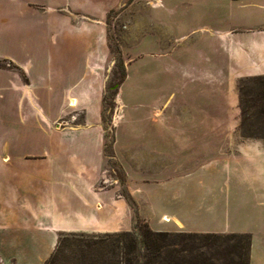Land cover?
I'll use <instances>...</instances> for the list:
<instances>
[{
  "label": "rangeland",
  "instance_id": "obj_1",
  "mask_svg": "<svg viewBox=\"0 0 264 264\" xmlns=\"http://www.w3.org/2000/svg\"><path fill=\"white\" fill-rule=\"evenodd\" d=\"M171 4L109 0L97 14H71L81 21L82 34L58 41H34L28 30L15 29L9 6L0 4V71L16 77L18 87L27 89L31 81L8 55L24 65L29 60L27 73L45 88L43 94L83 73L81 93L74 87L65 103L45 110L51 138L73 132L103 135L93 184L106 197L109 232L61 234L52 264H117L122 254L112 243L119 232L135 228L136 213L139 224L173 233L254 232L252 264H264V141L242 133L240 92L243 81L264 75L263 66L251 69V61L228 59L217 30L195 27L211 21L210 15L187 16L170 10ZM85 54L95 59L85 63ZM122 62L126 76L120 81ZM0 84L9 86L8 75L0 76ZM3 97L0 93V134H11L10 150L47 146L34 119L22 123L17 104ZM50 168V184L74 181V174L62 177ZM12 181L22 183L20 177Z\"/></svg>",
  "mask_w": 264,
  "mask_h": 264
},
{
  "label": "crops",
  "instance_id": "obj_2",
  "mask_svg": "<svg viewBox=\"0 0 264 264\" xmlns=\"http://www.w3.org/2000/svg\"><path fill=\"white\" fill-rule=\"evenodd\" d=\"M2 3L3 7L9 6L12 27L28 30L33 34L34 41H58L82 34L81 21H76L73 15L83 11L97 14L109 6V0H0ZM171 3L170 10H184L187 16L195 12L210 15L211 21L195 27L202 31L211 28L217 30L219 41L229 51L228 59L251 61V69L263 66L264 72V0H185V5L182 0H171ZM203 4L213 6L204 9ZM154 6L158 7L159 4ZM39 29L44 33L37 31ZM198 36L200 40L203 33ZM8 57L20 65L31 84L27 89H22L18 87L19 80L16 77L0 71V76L8 75L10 80L9 86L0 84V93H4L2 99L8 96L9 102L17 104L22 113V123L34 119L40 131L47 136L48 144L42 148L14 153L9 148L10 140H13L11 134H0L3 144V150L0 148V264H44L54 251L58 238L65 232H109V206L104 207L106 197L95 190L96 184H93V175L95 177L101 163L103 135L73 132L54 134L51 138L46 127L49 115L45 110L65 103L67 93L74 87L81 93L83 73L66 87L50 86L43 94L42 89L45 88L27 73L29 60L24 65L12 55ZM94 57V54H85V63ZM12 83L21 89H13ZM56 94L59 95L55 97ZM45 99L48 104L44 103ZM54 100L57 106L53 104ZM77 100L80 102V98ZM6 109L4 114H7ZM35 112L41 115H34ZM33 154L43 157L34 159L30 157ZM51 166L55 168L52 173L62 177H65L64 173L74 174V181L50 184ZM13 177H20L22 183H13ZM3 178L11 179L7 182ZM203 231L216 232L219 229ZM250 233L252 264L257 235Z\"/></svg>",
  "mask_w": 264,
  "mask_h": 264
},
{
  "label": "trees",
  "instance_id": "obj_3",
  "mask_svg": "<svg viewBox=\"0 0 264 264\" xmlns=\"http://www.w3.org/2000/svg\"><path fill=\"white\" fill-rule=\"evenodd\" d=\"M121 68L120 81L126 76L123 62ZM240 92L242 133L264 141V75L243 81ZM136 218L135 228L119 232L112 243L122 254L117 264L251 263V233H173L154 230L147 222L139 224L138 213ZM56 255L53 253L47 264H52Z\"/></svg>",
  "mask_w": 264,
  "mask_h": 264
},
{
  "label": "bare ground",
  "instance_id": "obj_4",
  "mask_svg": "<svg viewBox=\"0 0 264 264\" xmlns=\"http://www.w3.org/2000/svg\"><path fill=\"white\" fill-rule=\"evenodd\" d=\"M74 101H75V100H74ZM74 101H73L72 105L75 104ZM164 220H166V221H170V218H169L168 216H166V217L164 218Z\"/></svg>",
  "mask_w": 264,
  "mask_h": 264
}]
</instances>
